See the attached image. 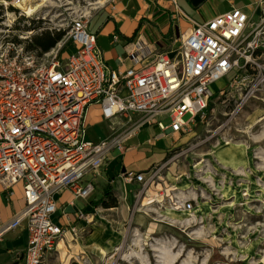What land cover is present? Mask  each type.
<instances>
[{
  "label": "built area",
  "instance_id": "2783aa9c",
  "mask_svg": "<svg viewBox=\"0 0 264 264\" xmlns=\"http://www.w3.org/2000/svg\"><path fill=\"white\" fill-rule=\"evenodd\" d=\"M90 18L81 13L73 19L69 37L76 50L63 64L61 43L45 53L47 63L38 64L26 37H0V183L12 189L22 182L24 198L22 208L0 223V240L20 226L27 229L22 264H50L72 220H60L58 194L69 189L76 199H88L95 173L132 133L89 138L85 119L91 104L99 105L104 119L129 121L139 114V127L154 122L164 133H184L206 117L215 81L234 69L239 73L233 80L241 72L253 78L262 73L257 53L264 51V0L195 21L168 50L136 39L127 50L131 64L120 67L105 59ZM125 174L142 183L144 194L155 180L149 171ZM77 214L83 217L84 209Z\"/></svg>",
  "mask_w": 264,
  "mask_h": 264
},
{
  "label": "rangeland",
  "instance_id": "374dc122",
  "mask_svg": "<svg viewBox=\"0 0 264 264\" xmlns=\"http://www.w3.org/2000/svg\"><path fill=\"white\" fill-rule=\"evenodd\" d=\"M98 1L45 0L37 13L27 15L14 0H0V37L24 36L30 46L46 31L52 35L64 31L63 37L50 50L43 51L36 43L30 48L38 54V64H45L48 57L45 53L61 43L63 64L76 49L69 37L73 19L81 13L91 14L90 28H95L104 13L94 10L114 0ZM188 26L191 24L184 21L183 27ZM176 35L179 30L176 34L173 31V37ZM150 39L153 41L152 37ZM170 48L172 46L162 48L160 42L156 47L160 51ZM257 58L263 65L259 77L253 78L249 71L250 74L241 72L233 80L239 73L234 69L215 81V94L206 117L192 123L191 129L184 133H164L168 141L164 150L155 149L154 145L150 147L148 157L157 160L139 163L138 170L155 175L150 189L159 194L160 201L142 206V198L146 196L141 201L139 197L133 200V189L125 221H121V205L107 208L94 203L92 208H83V217L75 212L71 222L65 225L50 264H164L162 247L165 246L175 254L173 264H264V51H259ZM98 112L94 106L90 108L91 123L87 129L88 137L93 140L133 132L144 120L139 114H133L129 121L122 116L104 119L98 117L101 115ZM190 116L191 113L184 115L187 120ZM163 121L168 124L170 119L166 117ZM141 127H149L153 134L161 131L154 122L144 123ZM223 138L247 145L250 154L247 163L232 167L206 157ZM191 159L206 163L196 176L211 171L196 190L202 200L209 202L206 212L183 218L163 214L162 208L172 205V197L180 198L182 194L168 181L169 173L178 178L191 173ZM187 193L185 205L192 201L196 206L198 200L190 191ZM58 197L61 203L71 196L65 192ZM139 213L144 215L141 225L134 219ZM107 229L118 230L123 236L117 247L110 246L103 253L102 247L108 241ZM136 238H140L138 244ZM134 249H138V253L125 255Z\"/></svg>",
  "mask_w": 264,
  "mask_h": 264
},
{
  "label": "crops",
  "instance_id": "0c3cea01",
  "mask_svg": "<svg viewBox=\"0 0 264 264\" xmlns=\"http://www.w3.org/2000/svg\"><path fill=\"white\" fill-rule=\"evenodd\" d=\"M233 6L251 9L255 7V0H114L112 3L94 10L96 13L99 11L104 14L98 20V25L95 28L91 29L89 22V29L97 34L98 46L109 65L120 67L123 64H131L129 58H126L127 50L131 46L130 43L136 39L148 41L155 49L159 42L162 48L173 47L178 44L181 34L192 28L195 21H205L231 9ZM92 17H94V13ZM184 21L189 22L191 26L184 28ZM177 30H179V35L173 37V31L176 34ZM116 34L119 36L118 39L114 38ZM150 37L153 38V41ZM72 43L76 47L73 41ZM124 58L125 61L122 62L121 59ZM92 106L100 112L99 105L96 103L88 107L85 119L87 128L91 123L89 114ZM99 112L98 114H101ZM164 136L166 135L162 130L153 134L149 127H139L131 134L124 136L122 147H114L104 165L95 173V190L88 199H76L69 189L60 193L68 192L69 196L72 197L61 203H59L58 197L60 220L72 219L79 208H92L95 203L107 208L123 206L121 221H125V213L129 208L130 192L134 189L133 200H137L139 197L141 201L142 197L149 195V190L146 194L143 193V190L141 191V182L127 180L125 173L127 170L142 171L138 170L137 166L144 160L150 159L152 163L155 162L156 158L148 157L150 147L154 145L155 149L164 150V145L168 144L167 138ZM107 189L117 197V206H104L102 199H107L105 197V190ZM77 200L79 203H76ZM23 204L22 182L16 183L12 189H7L0 183V223L11 219L22 208ZM135 218L136 222L141 225L144 215L139 213ZM27 243L28 232L23 226L9 231L0 240V264H22Z\"/></svg>",
  "mask_w": 264,
  "mask_h": 264
},
{
  "label": "bare ground",
  "instance_id": "6f19581e",
  "mask_svg": "<svg viewBox=\"0 0 264 264\" xmlns=\"http://www.w3.org/2000/svg\"><path fill=\"white\" fill-rule=\"evenodd\" d=\"M16 5L20 6L23 11L27 15H33L37 13L40 5L43 4L45 0H14ZM104 2L103 0H99L97 3ZM249 148L246 144L237 142L231 139H220L217 144H215L212 150L207 154L206 157H212V159L216 160L219 163H222L227 166L237 167L240 164H245L249 160ZM191 173L184 174L180 178L175 176L172 173H169L168 181H171L174 188L180 189L182 194L180 198L178 196H173L172 205L166 206L162 208V213L172 217H186L187 215L196 214L200 215L206 212L209 202L202 200V198L197 194V189L199 185L204 183V177H209L211 175V171H207L206 175L204 176H196V172L203 170L205 166V162L203 160L195 162L191 159ZM190 191L192 197L198 200V204L196 206L188 207L185 205V197L189 194L187 193ZM149 195L143 198L142 206L146 204H152L154 202L160 201L158 193H155L152 189H149ZM177 198H179L177 200ZM100 219V217H99ZM107 242L102 247V252L106 253L107 249L110 246L117 247L118 244L122 241L121 233L118 230H111L107 229ZM136 243H139L140 238H136ZM163 250V257H164V264H173L175 260V254L170 252L168 247H162ZM138 253V249H134L133 251L127 252L125 255L128 254Z\"/></svg>",
  "mask_w": 264,
  "mask_h": 264
},
{
  "label": "trees",
  "instance_id": "16d2710c",
  "mask_svg": "<svg viewBox=\"0 0 264 264\" xmlns=\"http://www.w3.org/2000/svg\"><path fill=\"white\" fill-rule=\"evenodd\" d=\"M64 34V31H60L57 35H52L50 31H46L43 34V37H39L36 39L35 43L38 44L43 49V51H48L56 45L57 41L61 39ZM34 45H28V48H32V46ZM105 197H107L106 200H104V198L102 199L104 206L118 205L117 197L112 195V192L110 190H105Z\"/></svg>",
  "mask_w": 264,
  "mask_h": 264
}]
</instances>
